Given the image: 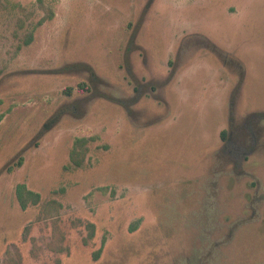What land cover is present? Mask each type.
<instances>
[{"label": "rangeland", "instance_id": "374dc122", "mask_svg": "<svg viewBox=\"0 0 264 264\" xmlns=\"http://www.w3.org/2000/svg\"><path fill=\"white\" fill-rule=\"evenodd\" d=\"M0 264H264V0H0Z\"/></svg>", "mask_w": 264, "mask_h": 264}, {"label": "trees", "instance_id": "16d2710c", "mask_svg": "<svg viewBox=\"0 0 264 264\" xmlns=\"http://www.w3.org/2000/svg\"><path fill=\"white\" fill-rule=\"evenodd\" d=\"M40 3L42 2V0H39ZM54 16V13L52 11H50V14H49V17L48 19H52ZM30 41H31V38H28L26 41H25V45H29L30 44ZM78 89L81 91V92H87L90 90V87L84 83L82 84H79L78 86ZM66 93L68 94H71L72 91H73V88H67L66 90ZM226 135H227V132L226 131H223L221 136L224 140H226ZM87 141V140H86ZM83 143V142H82ZM83 145H81L82 147ZM77 155H80V156H77ZM83 159H84V155H83V152L80 154L78 152V150H75L71 156V160L74 164H76V166H80L82 163H83ZM23 164V159L20 158V160L18 161V163L15 165V167H21ZM16 192H17V198L19 200V203H20V206L22 209H26L28 207V205L30 203H33V204H36L38 201H39V194L37 193H34L30 190L27 189L26 185L25 184H20L17 186V189H16ZM98 255H100V252H98Z\"/></svg>", "mask_w": 264, "mask_h": 264}]
</instances>
